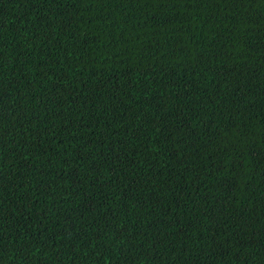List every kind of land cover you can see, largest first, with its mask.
<instances>
[{"label":"trees","instance_id":"16d2710c","mask_svg":"<svg viewBox=\"0 0 264 264\" xmlns=\"http://www.w3.org/2000/svg\"><path fill=\"white\" fill-rule=\"evenodd\" d=\"M0 264H264V0H0Z\"/></svg>","mask_w":264,"mask_h":264}]
</instances>
